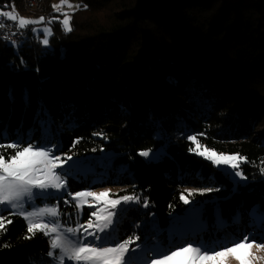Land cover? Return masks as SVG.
Listing matches in <instances>:
<instances>
[{
	"label": "trees",
	"instance_id": "trees-1",
	"mask_svg": "<svg viewBox=\"0 0 264 264\" xmlns=\"http://www.w3.org/2000/svg\"><path fill=\"white\" fill-rule=\"evenodd\" d=\"M18 1L0 0V10ZM61 1L41 16L47 45L42 33L0 40V144H57L55 156L73 158L60 170L71 194L117 185V196L140 197L121 207L119 241L139 237L149 252L245 236L263 243L264 0H66L70 32L65 13L53 12ZM190 136L244 157L245 179L234 185L189 151ZM184 188L196 189L187 205ZM59 212L71 225L90 217L64 202ZM0 215L12 220L0 264H47L49 237L27 239L21 215Z\"/></svg>",
	"mask_w": 264,
	"mask_h": 264
},
{
	"label": "snow or ice",
	"instance_id": "snow-or-ice-1",
	"mask_svg": "<svg viewBox=\"0 0 264 264\" xmlns=\"http://www.w3.org/2000/svg\"><path fill=\"white\" fill-rule=\"evenodd\" d=\"M62 5H53L58 11ZM71 7V6H69ZM61 21L62 29L65 32L72 31L70 19L67 13ZM0 18H7L8 21L23 30L29 25L44 22L41 17L38 20L18 18L15 9L11 11L0 10ZM5 27L0 23V28ZM43 43H49L48 37L52 34L50 28H44ZM94 135H103L94 133ZM188 139L195 145L189 151L210 161L214 166H226L234 171L236 177L245 179L239 170L241 163L247 162L244 157L218 153L209 149L199 142L196 136ZM76 141L75 143H78ZM75 146V144L73 145ZM11 149L12 152L7 153ZM142 157H149V151H141ZM72 156H55L51 149L37 148L33 144L21 146L18 143L0 144V207L10 211L11 215L19 214L27 221V239H31L36 233L50 237L49 257H54L56 264H65V260L73 264H131L130 253L136 250L131 245L136 244L139 237H129L123 241L113 240L117 221L122 212V205L141 203V198L135 195H123L112 198L114 194L110 191H81L71 195V204L79 214L84 206L95 209L90 213L86 224L77 222L76 226L62 227L59 221L61 213L58 207H42L36 211H20L24 207L26 199L46 193L49 189L63 191L67 187L64 179L63 169ZM264 173V168L261 169ZM39 190V192L35 191ZM218 191V189H216ZM213 191L207 188L200 191V195ZM194 195V190H188V196L181 194L180 199L184 204L191 203L188 197ZM92 201L94 203H90ZM74 202V203H73ZM144 207H148V201H142ZM99 206V207H98ZM49 218V219H45ZM12 220L0 215V234L6 231V224ZM92 240L89 241L88 238ZM107 241V243H106ZM254 242H250L247 236L243 240L234 241L230 245H223L219 248H210L206 245H193L191 243L178 246L168 251H161L157 258L150 261V264H226L229 257L235 259L238 264H252L251 248ZM258 248L264 247V243H256Z\"/></svg>",
	"mask_w": 264,
	"mask_h": 264
},
{
	"label": "rangeland",
	"instance_id": "rangeland-1",
	"mask_svg": "<svg viewBox=\"0 0 264 264\" xmlns=\"http://www.w3.org/2000/svg\"><path fill=\"white\" fill-rule=\"evenodd\" d=\"M51 3H52V8H53V5H56V4L54 2H51ZM48 4H49V0L47 1V5ZM47 5H46V8H47ZM61 5H62V7L58 11H55L53 9V12L54 13H59V12L69 13L70 10H73L72 9L73 5L69 4V2L66 0H62ZM69 6H71V7H69ZM14 9H15V12H16L18 18H27V19H32V20H38L39 18H41V16H39V15L25 14L24 12L21 11L19 6H18V9L15 7H14ZM44 11H46V9ZM46 27L50 28V25H44L42 23L31 25L30 33L32 32L31 33L32 35L42 33V35H43L42 40H44L45 37H44V31L43 30ZM258 129H260L259 130L260 131V134H259L260 139H261L262 143L264 144V126L258 127ZM37 148H45V147L42 145V146L37 147ZM57 148H58L57 144H54V145H51L48 147V149H51L53 155H55V151ZM104 156L108 157L109 155H104ZM72 164H74V162L68 161L67 163H65L63 165V169H58L57 171L59 172L60 170H64V169L68 170L69 168L72 167ZM215 167H217V166H215ZM217 168L221 169L222 171H226L227 173H229L231 180H232L234 185L237 183L236 176L234 175V171L231 168H228L226 166H219ZM121 189H122V187L115 185V186H101V187H97L93 190L90 189L88 191H94L97 193H99L101 191H110L111 194H114L112 196V198H116L117 195L120 193ZM184 189H186L187 192H188V190H194V192L196 191V189H193V188H184ZM35 191L39 192V190H35ZM65 194H68L69 197H71V195H70L71 193L67 189H65L63 191H56V190L49 189L46 193H41L39 195L32 197L31 199H26V202L24 203V207L22 209H20V211L31 212V211H36L42 207H52V206L58 207V210L60 211V203L61 202L65 203V200H66ZM72 194H74V193H72ZM89 202L94 203L92 201H89ZM94 210L95 209L89 207L90 213ZM5 211L6 210H4V208L0 207V214L2 212H5ZM122 212H121L120 216H123ZM45 219L47 220L49 218H45ZM58 219H59L62 227L76 226V225H71L68 218L65 220L64 223L61 222L60 218H58ZM250 237H251V235H250ZM49 240H50V237H49ZM88 240L91 241L92 238L89 237ZM113 240L116 242H119V235L117 232V228H116L115 233L113 235ZM249 241L254 242L253 247L250 250L251 251V257H252V264H264V247L258 248L255 246L256 243H261V242H255V240H251V239H249ZM106 243H107V241H106ZM178 243H180V242H178ZM223 245H226V244H223L220 242V243H210L207 246H209L210 248H219ZM157 246L158 245L155 244V247H157ZM131 247L135 248V250H136L134 253L129 254L132 257L131 264H150V261L152 259L157 258L159 252L171 250L169 247H166L164 249L157 251L154 247H152V248H150V252H149L148 246L140 247L139 244H137V245L133 244V245H131ZM49 251H52L51 248ZM48 259H49V262L47 264H56L54 257L48 256ZM65 264H73V262L65 260ZM226 264H238V262L235 259L229 257L226 261Z\"/></svg>",
	"mask_w": 264,
	"mask_h": 264
},
{
	"label": "built area",
	"instance_id": "built-area-1",
	"mask_svg": "<svg viewBox=\"0 0 264 264\" xmlns=\"http://www.w3.org/2000/svg\"><path fill=\"white\" fill-rule=\"evenodd\" d=\"M39 2L40 0H26V3L22 4V12L28 15H39L44 17V14L39 10ZM0 23L5 25V27L0 28V38L18 40L20 35L30 33V28L20 30L13 22L1 20Z\"/></svg>",
	"mask_w": 264,
	"mask_h": 264
},
{
	"label": "bare ground",
	"instance_id": "bare-ground-1",
	"mask_svg": "<svg viewBox=\"0 0 264 264\" xmlns=\"http://www.w3.org/2000/svg\"><path fill=\"white\" fill-rule=\"evenodd\" d=\"M47 1L48 0H40V2H39V10H41V13L42 14L45 13L44 10L46 9ZM25 3H26V0H19L18 1V6L21 9V11H22V4H25ZM29 34L30 33H26V34L20 35L19 38H18V40H7L6 38H0V40L1 41H5V42H7L9 44H16V43H20L23 40H25L29 36Z\"/></svg>",
	"mask_w": 264,
	"mask_h": 264
}]
</instances>
